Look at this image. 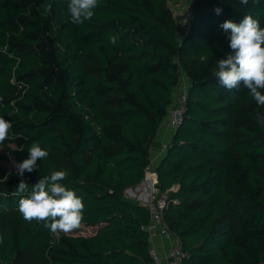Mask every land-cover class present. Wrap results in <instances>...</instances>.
Wrapping results in <instances>:
<instances>
[{
  "label": "trees",
  "instance_id": "1",
  "mask_svg": "<svg viewBox=\"0 0 264 264\" xmlns=\"http://www.w3.org/2000/svg\"><path fill=\"white\" fill-rule=\"evenodd\" d=\"M67 3L0 0V116L13 123L0 144V264L152 261L150 212L126 191L145 179L182 75L184 121L156 169L158 188L169 191L163 225L189 253L183 264H264V127L256 120L264 107L212 75L231 51L220 25L251 15L264 26V0H194L183 39L171 0H99L81 25ZM32 142L49 156L25 172L28 192L66 170L63 183L83 196V222L70 235L57 238L18 212L27 192H17L21 177L3 162L26 159Z\"/></svg>",
  "mask_w": 264,
  "mask_h": 264
},
{
  "label": "clouds",
  "instance_id": "2",
  "mask_svg": "<svg viewBox=\"0 0 264 264\" xmlns=\"http://www.w3.org/2000/svg\"><path fill=\"white\" fill-rule=\"evenodd\" d=\"M239 2L247 5L249 0H239ZM260 2L261 0H252V3ZM98 4L99 0H68L67 12L71 22L81 25L91 20ZM49 10L50 6L45 9V11ZM214 11L219 15L222 9L216 8ZM220 27L225 32H230L228 42L231 51L226 55V58L216 61V68L212 75L217 79L218 84L228 91L240 89L243 86L257 105L264 107V26H261L260 21L253 16L245 15L239 23L225 20ZM110 43L113 45L116 43L115 36L111 37ZM256 120L258 125L264 127V115H257ZM12 128V121L0 116V144L9 138ZM161 130H165L167 134L163 124ZM168 141L164 143H168ZM48 156L47 149L42 148L39 142H32L28 148L27 158L14 163L16 174L21 177L16 187L17 192H27V195L21 196L19 199L18 212L29 223L33 221L43 223L44 227L58 238L61 233L70 235L81 227L85 205L83 196L78 195L75 189L63 183L69 175L66 170H53L49 175L42 176L28 192L29 185L23 179L25 172L32 173L37 170V161H43ZM157 167L155 166V169ZM158 185L157 189L160 193L167 192L168 194L169 191H161ZM132 188L127 189L126 198L128 191L132 193ZM174 189L172 188V190ZM132 198L136 197L132 195ZM135 200L145 206L137 198ZM146 208L148 209V207ZM0 241H2V237H0Z\"/></svg>",
  "mask_w": 264,
  "mask_h": 264
},
{
  "label": "built area",
  "instance_id": "3",
  "mask_svg": "<svg viewBox=\"0 0 264 264\" xmlns=\"http://www.w3.org/2000/svg\"><path fill=\"white\" fill-rule=\"evenodd\" d=\"M178 5L180 3L186 4L184 13L177 12L174 8L175 0H171V9L175 16L178 27V38L183 39L191 25L193 16V1L194 0H177ZM177 14V15H176ZM188 92L189 87H180L179 91L174 94V102L169 107L167 115L163 122V127L166 128L168 137H170L168 143H163L161 151L165 153L168 150V144L172 139V134L178 129L185 117L186 108L188 105ZM158 174L155 169L154 160L152 159L150 165L146 169V175L141 185L132 189V194L138 200H140L146 207H148L151 215V222L147 226V230L150 233V239L153 240L157 235L162 236L169 241L170 245L165 257L166 263L163 262V258L159 254L158 248L154 245L150 248L151 262L149 264H183L184 260L189 257V253L181 248L179 243L175 241L172 235L169 233L166 226L163 225L164 210L168 204V194L160 193L157 189Z\"/></svg>",
  "mask_w": 264,
  "mask_h": 264
},
{
  "label": "rangeland",
  "instance_id": "4",
  "mask_svg": "<svg viewBox=\"0 0 264 264\" xmlns=\"http://www.w3.org/2000/svg\"><path fill=\"white\" fill-rule=\"evenodd\" d=\"M175 2L176 3H174V8H178V9H176V11L177 12H180V13H184L183 12V10H181V9H179V8H184L185 9V6H186V4H181L180 3V6L178 5V1L177 0H175ZM171 5H172V3H171ZM177 15V14H176ZM183 86H189V81L186 79V77L184 76V75H182V81H181V85H180V87H183ZM180 87L179 88H177L176 90H175V93H177L178 91H179V89H180ZM156 141L157 140H155L154 142H153V145H152V148H151V151H153L154 150V147H155V144H156ZM162 144L163 143H161V146H162ZM9 146L12 148V149H15V148H17V145L15 144V143H13V142H11V143H9ZM7 152V150L5 149V148H3V147H1L0 146V153H6ZM154 153V152H153ZM163 153H162V151H161V149L158 151V155L156 156V157H158V158H160L161 159V157H163ZM152 159H153V157H152ZM154 160V165L155 166H158L159 165V163H160V161H159V159L158 160H155V159H153ZM18 161L16 160V159H11V160H9V161H5V162H3V166L4 167H6L9 171H16V169H15V167H14V163H17ZM138 185H136V186H133V188L132 189H134V188H136ZM131 196V193H130V191H128L127 192V198L128 199H130V200H133V201H136L135 199H133L132 198V196ZM89 231V230H88ZM92 231V230H91ZM86 233H88V232H86Z\"/></svg>",
  "mask_w": 264,
  "mask_h": 264
},
{
  "label": "crops",
  "instance_id": "5",
  "mask_svg": "<svg viewBox=\"0 0 264 264\" xmlns=\"http://www.w3.org/2000/svg\"><path fill=\"white\" fill-rule=\"evenodd\" d=\"M165 132H166L165 130H161V132H159V135L156 139L157 141H156L154 150L151 151V159L153 157V159H155V160L159 159V161H160V158H158L156 156L158 155V151L161 148V143L168 141V134H166ZM132 195L133 194L131 193V196ZM91 230H93V229H89V231H87L88 234H91V232H92ZM151 245H154L156 248H158L159 254L163 258V262L166 263L165 257L167 255V250H168V247L170 245L169 241L166 240L165 238H163L162 236L157 235L153 240H151Z\"/></svg>",
  "mask_w": 264,
  "mask_h": 264
}]
</instances>
